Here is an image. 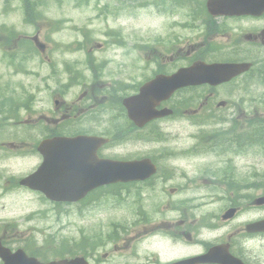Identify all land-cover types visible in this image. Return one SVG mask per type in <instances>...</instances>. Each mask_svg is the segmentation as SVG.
<instances>
[{
    "label": "rangeland",
    "instance_id": "1",
    "mask_svg": "<svg viewBox=\"0 0 264 264\" xmlns=\"http://www.w3.org/2000/svg\"><path fill=\"white\" fill-rule=\"evenodd\" d=\"M20 2L21 0H0V27L6 31L3 32L6 37H9V33L14 30V32L28 37L37 35L41 42L49 41L51 46L54 43L55 48L51 52H55V61L60 62L62 59H66L70 63H74V71L81 72L86 78L94 77L89 69L98 66V68L115 69L116 74H108V70H106L105 77L116 83L112 86V89L122 91L117 97L133 94V90L136 88L133 85L144 82L146 78H150L153 72L160 68V66L152 63L153 57L149 52L152 47L159 51L157 43L161 41L158 34L159 32H165L167 26L161 19L151 15L150 10L154 0H126L122 1L120 7H118L117 2H114L111 8L121 10L117 18L113 15L116 13L111 11L110 8L98 12L97 7H80L76 9L64 4L61 7L48 5L50 7L44 8L41 20L62 25L63 27L57 26L59 28L58 32L54 30L56 27L50 32L47 30L42 31L40 26L37 28L35 25L33 27L27 25L25 23V9L20 7ZM146 4L150 6L146 7ZM32 10L33 8L31 12ZM185 35L186 32H181L179 36L184 37ZM204 35L211 36L212 29L205 28ZM186 59L188 58L169 62L167 70L178 64L186 63ZM33 68L39 71L41 80L38 79V76H31L27 79L16 72L9 75L11 69L0 65V95L12 97L11 92H13L17 95L28 96L27 106L32 103V109L27 113L23 112L21 115L36 127L38 133H41L52 127L45 121L46 118H50L46 112L52 108L53 92L57 89L53 72H57L47 65H41L38 68L33 66ZM61 69L64 68L61 66ZM59 76L65 79L62 75ZM18 83H22L23 86H17ZM232 90L233 87L222 89V92L217 94V100L213 105L218 101L225 100V93ZM81 92V88H73L69 94L71 97L74 96L73 100L75 101ZM102 99L101 107H105L103 106L105 104L103 97L99 99L92 97L91 101L102 102ZM261 99H264V96H261ZM41 111H43L42 114ZM105 114L106 116L115 117L116 110L106 108ZM40 116L43 117L42 123H39ZM17 122H2L3 133L7 135L13 133L15 128L13 124ZM191 125L187 123L166 124L170 127L172 135L180 138L186 137L193 131ZM27 126L29 128L30 125ZM209 126L211 124H202L201 128L206 129ZM87 127L88 123L79 125V128L82 129ZM17 129L21 132L24 131L23 127ZM25 133L31 136L34 135V132L28 129H25ZM38 133L36 138L39 136ZM8 140L9 138L0 137V145ZM259 154L264 153L259 152ZM34 159L36 160V158ZM37 165V161H34L32 157H22L16 152H10V150H0V176H2L0 178V235L7 233V236L11 238L10 242L14 241L15 243L14 245L11 243L13 248H24L26 246L30 250L36 251V247L41 246L45 240L61 238L62 235L78 238L81 236L80 231H82L89 237L95 235L107 237V231L113 225L121 226L127 222V227H130V207L123 215L122 212H111L108 204L101 205L98 208L91 206L87 210H84L82 206L79 208L76 206L53 207L36 195H25L24 191L17 188L15 182L27 175ZM223 172L216 168L213 171L209 170L208 174L214 173L215 175L217 173V175H220ZM246 173L248 171H245L244 175ZM177 184H179V193L173 196L172 199L167 197L165 201L173 202V204L180 202L181 205L185 199L187 184L184 181L172 180L168 183L169 189ZM225 205L220 202L212 204L210 207L204 204L195 209L194 214L198 217L204 216L201 219L202 221L205 219L203 224H210V217H208L210 211L213 208L222 211ZM179 207L182 209V213L186 214V211L181 206ZM190 213L193 215L192 211ZM167 217L172 219L175 217V212L170 210L168 213L158 214L154 224L159 225L162 220H167ZM31 234H35L30 237L34 240V245L25 240V237ZM117 237L119 238V233ZM153 237L150 236L149 238ZM163 244V241L160 240L157 242V246L151 245L149 248H159L161 250ZM127 257L131 261L133 260L131 255ZM167 259L171 260L173 257Z\"/></svg>",
    "mask_w": 264,
    "mask_h": 264
},
{
    "label": "flooded vegetation",
    "instance_id": "2",
    "mask_svg": "<svg viewBox=\"0 0 264 264\" xmlns=\"http://www.w3.org/2000/svg\"><path fill=\"white\" fill-rule=\"evenodd\" d=\"M41 1H50V0H41ZM170 1V0H168ZM185 0H176L175 4H178L181 7H172L173 13L171 14L172 17L176 16V11L180 8L183 9L184 13L182 14L183 18H187L184 22H179L177 27H187L189 28V32L193 35L191 36V41L196 40L197 37V30L201 26V22L204 18H208L210 20L215 21V36L223 40V45H218L219 50L222 53H226L230 55L231 57L228 58L231 62H244V61H257L253 59L252 54H255L257 58L260 60L261 63V69L259 72L264 69V46L260 44L259 41V34L264 30V14L261 17L258 18H251V17H237V18H225V17H216L213 18L206 12L207 7V0H189L188 2H184ZM20 7H35V3L31 2V0H22ZM242 20H257L258 26L254 29L252 34H246L242 33L239 35H233V30L230 28V24L228 21H237L240 22ZM172 37H176V35H173ZM239 37L244 38L247 40V42H244L243 39H238ZM176 43L174 44L172 51H175V55L178 56L182 53V51L185 50V47L180 49V43L183 40V38H180L179 36L176 37ZM185 39V38H184ZM233 47H232V46ZM196 48L198 45H195ZM200 46V45H199ZM166 51H169V48L166 49ZM163 71V70H162ZM70 70L65 71L67 76L70 74ZM258 74V72H255L254 75ZM65 87L67 88V92L69 94V84L66 83ZM237 91H250V89H246L244 86L239 87L236 89ZM208 98L213 96V90L208 89ZM66 94V95H68ZM208 101V99H205V103ZM238 102V103H237ZM214 102H211L209 105L210 112L213 114H219L221 111L228 109V112L231 113V115L226 116H219V115H202V116H195V119H206L211 124L216 123H224L226 124L224 130H222V133L225 138L230 139L228 142L235 145L236 147L231 146L229 143L227 146H229L231 149L229 152L232 154L234 159L227 160L228 162L227 167L230 165L232 169L234 167L240 166V169H246L247 171L250 169H261L264 168V158L259 156L255 157L251 153L248 152V146L250 144L249 138L247 136L248 128L249 126H246L244 124H248L249 120V114H255V113H261L263 112L262 107H252L249 106L245 107L244 105H240L241 101H218L213 105ZM214 106V107H213ZM213 107V108H212ZM247 113L248 115H245ZM237 123L243 124V126H238ZM150 126V125H149ZM147 126V127H149ZM145 127V128H147ZM144 128V129H145ZM239 136L243 137L242 139V147L239 148ZM227 147L226 150L229 148ZM225 153H220L218 156L219 161H223ZM239 180L231 179L230 181L232 183H241L243 188L247 187L249 184L248 178L246 179L245 175H242V178ZM258 183L261 184L257 185L256 188L261 191L254 194L253 196H247L246 199L249 200L247 202V207H250L254 209L255 215L253 217L263 218L264 217V206H256L255 205V199L259 197H264V180L259 181ZM245 194V190L242 191V196ZM225 198H227L229 201H232V199L237 198L233 192H226ZM233 206V205H231ZM237 208V207H236ZM237 211L239 213V209L237 208ZM135 213L138 215L139 211L135 210ZM179 223H183L179 222ZM229 223V222H224ZM167 229V227H166ZM191 228H180L177 231L178 235H184L185 232L190 230ZM169 230H176L175 228L169 227ZM216 232L225 238L226 242L228 243L229 247H231V240L235 237H238L242 239L246 246V251L243 249L237 248L238 251H241V257L243 264H264V260L260 256L261 249H264V234H248L246 230H244L241 227H225V228H216ZM175 243V240H173ZM210 246H217L221 245L220 243L216 244H208ZM233 256L238 258V255L236 252H233ZM190 257V256H186ZM239 259V258H238ZM90 264H98V260H92L89 261Z\"/></svg>",
    "mask_w": 264,
    "mask_h": 264
},
{
    "label": "water",
    "instance_id": "3",
    "mask_svg": "<svg viewBox=\"0 0 264 264\" xmlns=\"http://www.w3.org/2000/svg\"><path fill=\"white\" fill-rule=\"evenodd\" d=\"M186 82H182L181 84H179V85H174V84H172V83H170L169 84V86H168V90H169V93L170 92H172L173 90H175V89H178V88H180L181 87V85L182 84H185ZM157 98L154 96V100H156ZM49 144H50V146H52L53 148H57V145H56V143L55 142H51V141H47L46 143H44L43 144V147L45 146V148H44V150H43V154H46V152L48 151V149H49ZM70 151V149H68L67 150V152H69ZM51 152V150H49L48 151V153H50ZM64 194H65V192L64 193H62V192H55V193H52V194H49L50 196H53V197H56V198H62V196H64ZM13 258V260L15 261V263L16 264H23V262H28L29 263V261L28 260H26L22 255H19L18 257H15V256H13L12 257ZM11 262H9V264H10Z\"/></svg>",
    "mask_w": 264,
    "mask_h": 264
},
{
    "label": "bare ground",
    "instance_id": "4",
    "mask_svg": "<svg viewBox=\"0 0 264 264\" xmlns=\"http://www.w3.org/2000/svg\"><path fill=\"white\" fill-rule=\"evenodd\" d=\"M261 155V157H264V154H259V156Z\"/></svg>",
    "mask_w": 264,
    "mask_h": 264
}]
</instances>
